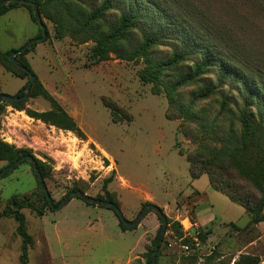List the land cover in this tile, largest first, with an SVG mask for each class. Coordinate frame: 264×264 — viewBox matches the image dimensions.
Listing matches in <instances>:
<instances>
[{
    "label": "rangeland",
    "instance_id": "rangeland-1",
    "mask_svg": "<svg viewBox=\"0 0 264 264\" xmlns=\"http://www.w3.org/2000/svg\"><path fill=\"white\" fill-rule=\"evenodd\" d=\"M74 1L42 6L46 38L12 61L26 62L36 74V94L24 90L29 76L0 55V93L30 95L18 105L0 100V139L42 162L55 205L76 188L112 199L128 220L148 202L161 213L150 210L136 227L127 228L115 209L79 196L61 209L47 206L43 215L24 208L33 239L29 264H146L162 215L167 227L157 264H236L241 254L264 264V220L248 224L251 215L244 206L214 189L207 171L193 178L188 160L210 158L229 138L242 143L238 113L247 95L253 96L251 116L257 114L256 96L264 98V0H110L103 29L130 10L138 16L130 43L142 42L143 32L161 38L147 52L153 60L186 51L185 60L163 68L154 82L142 77L151 69L143 55L127 60L110 52L96 60L95 40L82 41L83 33L70 30L75 23L70 15L104 0ZM39 28L26 6L0 14V51L22 48L41 35ZM209 54L213 66L193 77L194 65ZM180 77L188 80L175 87ZM205 86L210 94L196 99ZM50 98L75 118L81 136L27 113L50 109ZM239 151V156L249 153L253 163L250 145L242 144ZM7 163L0 160V169ZM41 194L32 166L21 161L0 177V213L12 196L28 195L39 206ZM17 225L13 216H0V264H21Z\"/></svg>",
    "mask_w": 264,
    "mask_h": 264
},
{
    "label": "trees",
    "instance_id": "trees-1",
    "mask_svg": "<svg viewBox=\"0 0 264 264\" xmlns=\"http://www.w3.org/2000/svg\"><path fill=\"white\" fill-rule=\"evenodd\" d=\"M33 1L37 3L39 11H41L42 6H46L48 2H58L60 6L72 5L73 2H75L74 0ZM19 6H26L30 10L32 18L36 21V18L33 14L32 5L22 3L18 0H11L8 4L1 6L0 14H3L9 9ZM111 8L112 2L110 0H104L100 5L91 10H88L87 12H84L81 7H77L78 11H76L73 15H70V20L72 22H75L73 25H71L70 30L77 34L83 33L85 37L82 38V41H86L89 38L95 40L96 44L94 46L93 56L96 58V60H103L108 58L110 52L115 53L119 58L127 60H133L138 56L143 55L145 56V59L148 63V67L151 68L147 73H143L142 75L144 81L147 82L156 81L158 75L160 76L163 68L175 66L185 60L187 53L183 50L174 52V54L168 59L153 60L151 57H149L147 52L149 51L151 46L159 44L161 40L160 36L157 33L152 34L149 32H143L142 42H140L139 44L130 43V30H132V28H134L138 22V16L130 10L122 13L116 25L109 26L108 29H103V26L100 22L103 15ZM40 34H42L41 29ZM29 49L30 46L23 53L29 51ZM16 50V48H12L8 49L4 53L0 51V55H6V59L16 67L17 71L20 74L29 76L28 73L24 71L20 66H26L31 70L26 62L17 61V63H13L9 60L11 51ZM211 56V54L207 55L205 58L194 65L192 70L193 77H198L199 75L208 72V70L213 66L210 62ZM187 80L188 79L186 77H180L176 80L174 86L176 87L183 85L187 82ZM37 81L38 78H36V80L32 83L30 87V95L36 94V92H33V85L38 84ZM204 88V91L199 93L196 99L206 97L210 94L209 86H205ZM29 94H27L24 90H20L18 92V95L22 96L21 99H23L25 96H28ZM46 95L49 96V94L47 93ZM256 97L257 99H255V103L257 106V114L254 118L251 116V112H249L248 109L252 104V95H247L245 104L242 107L241 111L238 113V122L241 129L242 143H239L238 139L233 140L229 138V141L227 140V142L224 143V146L220 148L216 153H214L210 158H201L199 156H190L188 158V160L190 161V171L192 177L197 178L204 171H207L210 175L211 186L214 189L226 194L232 201L244 206L246 211L251 215V219L249 220L248 224L258 223L264 220V98H262L260 95H257ZM50 99L52 100V107L50 109L42 111L27 109V113L31 117L40 119L41 121L54 125L58 128L75 131L81 136L82 131L75 118L70 115V113L54 98ZM13 102L17 105L20 103V101ZM190 108L191 106L189 105L185 112L187 115L191 113ZM245 143L250 145L254 150L253 154L255 159L253 163L249 161V153H247L245 157L244 155L239 156V152L241 151H239V149L241 145ZM26 154L32 155L31 151L27 149H18L14 145H11L0 139V160L7 161V165L11 164L15 160ZM35 159L43 175V178L45 179L46 171L42 165V162L36 157ZM23 161L30 163L29 159H25ZM4 167H2L0 171ZM33 171L35 173L34 169ZM243 179L248 181V184H240L239 181ZM38 183L42 193L41 199H43L41 205H36L28 195H25L23 197L12 196L8 199L5 208L0 213V216H13L18 222L17 232L23 238L22 251L20 255L21 264H29L28 250L29 246L33 243L32 237L26 230L25 216L22 210L24 208H31L36 212L37 215H43L47 206L52 207L39 180ZM251 186L258 191L260 197L253 193V190H251ZM72 190L79 189L75 188ZM72 190H69L67 194ZM105 200L114 202L112 199ZM60 201L58 202V204L60 203ZM146 204L147 203H145L144 207L146 206ZM110 208L114 209L113 207ZM119 220L124 227H127L120 218ZM231 224L235 225L234 222H232ZM158 235L159 233L153 241V248H151L148 253L146 264H151L153 251ZM200 236L201 238H205V235L203 234H201ZM159 247L157 251V258L159 255ZM236 264H259V258L251 254H241L236 260Z\"/></svg>",
    "mask_w": 264,
    "mask_h": 264
},
{
    "label": "water",
    "instance_id": "water-1",
    "mask_svg": "<svg viewBox=\"0 0 264 264\" xmlns=\"http://www.w3.org/2000/svg\"><path fill=\"white\" fill-rule=\"evenodd\" d=\"M11 0H2L0 1V7L3 6V5H6L10 2ZM22 3H27V4H30L32 5V8H33V14L36 18V21L38 22L39 26H40V29L42 31V34L41 36L29 41L27 44H25L21 49L19 50H16V51H13L9 58L11 61L13 62H16L15 61V55L18 54L19 52H23L25 51L32 43L34 42H37V41H42L46 38L47 36V28H46V25L45 23L43 22L42 18H41V13L39 11V8H38V5L35 1L33 0H18ZM21 68L26 71L29 75V81L27 83V85L25 86V91H29L30 90V87L32 85V83L36 80L37 76L35 73H33L28 67L26 66H23V65H20ZM22 97L19 96L18 94H15V95H10V94H7V93H0V100H12V101H18L19 99H21ZM25 159H29L33 169L35 170V173H36V176L48 198V201L49 203L52 205V207H55L56 209H61L62 207H64L72 198L74 197H81L83 199H85L86 201L90 202V203H94V204H97V205H104V206H110V207H113L118 215V217L122 220V222L128 227V228H133V227H136L140 222L141 220L145 217V215L150 211V210H156L158 211L159 213H161V210H160V207L154 203H147L146 206L144 207V209L141 211V213L138 215V217L135 219V220H128L121 208L114 202L112 201H107V200H102V199H98L96 197H92V196H89L87 195L84 191L82 190H72L70 191L61 201L58 205H55L53 200H52V197L49 193V190L46 186V183H45V180L43 178V175L37 165V161L35 159V157L31 154H26V155H23L21 156L20 158H18L17 160H15L14 162H12L11 164L5 166L1 171H0V177L3 176L7 171H9L11 168H13L14 166H16L19 162L25 160ZM163 219H164V224H163V227L157 237V240H156V243H155V247H154V251H153V258H152V261H151V264H156V261H157V251H158V247H159V243H160V240L162 238V236L164 235L165 233V230H166V227H167V220H166V217L164 215H162Z\"/></svg>",
    "mask_w": 264,
    "mask_h": 264
}]
</instances>
